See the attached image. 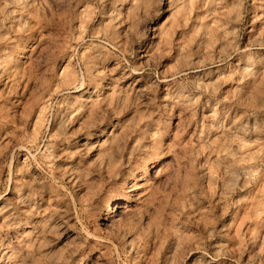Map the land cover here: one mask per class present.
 <instances>
[{
    "label": "rangeland",
    "instance_id": "1",
    "mask_svg": "<svg viewBox=\"0 0 264 264\" xmlns=\"http://www.w3.org/2000/svg\"><path fill=\"white\" fill-rule=\"evenodd\" d=\"M0 264H264V0H0Z\"/></svg>",
    "mask_w": 264,
    "mask_h": 264
}]
</instances>
